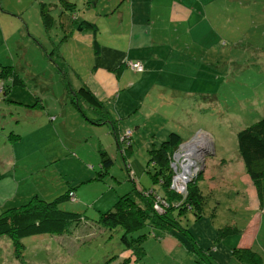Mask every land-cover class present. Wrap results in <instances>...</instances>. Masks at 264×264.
<instances>
[{
    "label": "rangeland",
    "instance_id": "rangeland-1",
    "mask_svg": "<svg viewBox=\"0 0 264 264\" xmlns=\"http://www.w3.org/2000/svg\"><path fill=\"white\" fill-rule=\"evenodd\" d=\"M56 1L0 0V71L11 68L24 81V85L8 83L7 97L0 94V174L2 182H12L8 183L11 198L1 197L0 214L9 207L27 203L35 195L53 203L72 189L79 193L80 201L66 199L59 205L86 219L65 234L24 238L19 257L12 240L1 237L0 264H264L261 194L247 174L237 141L241 129L264 117V0H182L190 7L207 10L208 19L198 14L197 25L201 28L202 22L214 33L206 37L208 48L204 56L191 66L190 70L195 71L193 77L177 85L166 83L167 87L177 86L183 91L190 87L194 94L181 93L175 98L166 88L153 89L149 82L145 94L135 93L142 94L143 104L134 115L159 110L147 124L152 128L163 123L161 114L167 112L168 118L173 119L166 123L172 125L169 131L188 137H183L178 151L199 136L207 138L209 143L202 151L205 155H201L204 170L187 184L188 190L196 181L203 195L201 216L176 210L174 215L181 229L163 231L144 226L132 235L136 250L123 247L120 228L101 227L99 215L112 209L118 197L137 188L164 194L161 183L153 178L155 170L149 163L148 151L158 148L168 136L159 140L158 136L145 135V130L137 132L128 157H111L113 164L105 173H101L99 162H80L82 157L92 159L90 152L95 148L96 137L108 126L88 131L85 117L70 105L67 97L61 98L64 79L78 88L91 71L93 48L89 40L93 32L75 29L68 40L62 41L64 32L56 20L60 8L51 7ZM70 1L77 3L74 18L78 21L89 13L96 16L93 20L86 18L88 22L105 27L113 21L108 18L114 8L102 10L109 0ZM40 2H47L55 17L49 32L40 14ZM206 2L210 4L202 8ZM162 4L168 2L162 0ZM127 6L125 3L123 8ZM195 74L198 76L194 80ZM155 78L159 79L157 75ZM53 111L57 114H49ZM124 113L127 115V111ZM129 116L119 126L123 136L126 132L123 140H129L134 129ZM46 118L51 124L49 128L40 126ZM63 118L65 126L60 124ZM191 132L195 133L192 138ZM66 151H73L77 158H69ZM110 151L115 155L114 149ZM199 156L193 161H201ZM251 221L257 225L255 237L248 230ZM233 225L236 230L230 232ZM248 235L251 238L247 243ZM140 243L143 251L138 248Z\"/></svg>",
    "mask_w": 264,
    "mask_h": 264
},
{
    "label": "trees",
    "instance_id": "trees-1",
    "mask_svg": "<svg viewBox=\"0 0 264 264\" xmlns=\"http://www.w3.org/2000/svg\"><path fill=\"white\" fill-rule=\"evenodd\" d=\"M109 1L108 3H104V5L110 6L112 0ZM87 2L89 3L91 0H87ZM76 4L70 0H57L56 4L51 5L53 10H57L58 7L60 8L56 15V20H58V25L64 32L62 41L68 40L73 35L75 29L80 32L90 30L93 32V35L99 32L100 23L88 22L85 18H80L81 21H78L74 18ZM51 7H49L47 2H40V14L44 20L47 32L53 26L55 19L51 14ZM113 8V12H117V8ZM101 17V14H99V18ZM91 46L93 53L98 54L100 48L99 41L94 38ZM132 63L140 64L142 70H133L131 68ZM128 65L134 72L141 73L144 71L141 62H131ZM5 69L6 67L0 71V94L3 93L7 97L10 91L9 86L6 87L8 83L24 85V81L18 78L13 69ZM63 81L65 86L64 98L67 97L70 105L81 113L89 124L97 127L108 126L115 135V139L118 140L124 156L128 157L129 150H132V136L129 140H123L126 132L124 136L122 135L123 137L119 135L117 120L113 118L112 113L105 107L104 103L82 80L78 88H74L73 85L71 86V83L65 79ZM20 104L23 103L20 102ZM85 107L92 112L93 115L91 117L86 114L83 109ZM17 136L20 138L19 135ZM237 141L238 151L247 174L260 190L261 208L264 212V117L241 129L237 133ZM183 142L180 135L172 131L158 148L156 147L148 151L149 163L155 170L153 178L161 183L164 191L163 195L157 194L154 189L142 190L137 188L133 192L118 197L112 209L100 213L98 223L101 227L108 230L120 228L122 233L120 242L125 249H135L134 242L136 241L132 238V235L144 226L148 225L163 231L181 229L179 221L174 215V211L176 210L180 214L191 211L196 217L201 216L203 195L196 181L189 185L186 196L178 194L170 188L173 177L170 159ZM112 160L105 151L100 153L99 163L102 169L101 173L109 171L110 166L113 164ZM1 178L0 174V181H2ZM74 192L72 189L68 190L66 196L57 199L53 203H48L35 195L25 204L22 203L20 206L5 209L0 214V238L4 236L9 237L13 242L15 253L19 257L21 256V251L19 250H23L24 248L22 242L24 238L49 234L61 235L70 231L72 227L77 228L86 219L85 216L61 209L59 205L61 201L66 199L75 201L76 195ZM157 198L162 208L161 211L154 209ZM233 230H236L234 225L230 228V232ZM138 248L143 251L141 243ZM136 254H138L137 251Z\"/></svg>",
    "mask_w": 264,
    "mask_h": 264
},
{
    "label": "crops",
    "instance_id": "crops-1",
    "mask_svg": "<svg viewBox=\"0 0 264 264\" xmlns=\"http://www.w3.org/2000/svg\"><path fill=\"white\" fill-rule=\"evenodd\" d=\"M118 1L112 0L110 6L104 5L102 10L107 12L108 9H111V6L116 8ZM165 1H167L168 4L163 6L162 0H122L121 7L108 18L110 21L113 20L110 26L104 27L101 24V26H99V32H97L96 35L92 34V38L89 36V38H91L89 40V45H91L92 40L95 38L99 41L100 48L98 54L93 53L90 58L92 68L91 71L87 73L88 75L85 83L110 112L112 110H110L109 107H113L112 105H114V111L111 113L113 118L121 120V122H117L118 128L122 124V121L127 118L125 116H132L133 119L130 121L135 124L132 130V142L136 133L142 130H145V135L148 137L158 136V139L162 140L165 138L164 136L169 135L167 134L170 130L168 128H172V125H167L166 123L168 121L172 123L171 121H173V119L168 118L169 114L164 111L162 112L163 114H161V119H163L161 121H163V123L156 124L154 125L155 127L152 128H150L149 125L147 126V124L151 123V118H154V114L159 113V110L152 109L151 111H144L145 113H141L138 115L139 117H135V109L137 110L139 106L143 104L142 94L138 93L135 95V93L137 91H143L144 93V88L147 83H153V89L158 90L159 87L160 89L166 88L167 91L173 93L175 98L180 96L181 93H186V95L194 94V91H192L190 87H187L189 89L185 88L187 91H183L181 87H167L166 83H174L177 85L179 82L183 83V80H190L191 77H193L195 71L190 70L191 66L198 61L199 57L202 58V56H204L208 48V45H206V37L214 34L209 26H202V22H200L201 28L197 25L199 23L198 14L208 19L207 10L203 12L201 9L198 10L197 8L190 7L182 0H163V2ZM125 3L128 5L127 8H123ZM209 4L210 2L202 3V8H206ZM95 16L96 15L89 13L84 16V18L93 20ZM201 45H206L203 50L200 49ZM210 46H213V44L211 43ZM184 49L187 51L184 52ZM131 62H141L144 71L141 73L132 71L128 65ZM182 63L183 65H180ZM184 63L187 65H184ZM156 75L159 79L155 78ZM195 76L194 80L198 75L195 74ZM159 82L163 84L159 85ZM152 88L148 89L152 90ZM62 98L64 99V96H62ZM65 104H67V102H65ZM118 107H121V110L118 109ZM83 109L89 117L93 115L87 107ZM54 110L57 111V109ZM56 111L49 112V114H57ZM126 111L127 115L124 113ZM59 114H62V112ZM46 116L48 115L46 114ZM172 117L175 120V114L172 115ZM52 119H54V117H52ZM65 122L66 119L63 118L60 124L65 126ZM40 123V126L43 127L51 126L50 122L47 123V118L45 121L41 120ZM84 123L88 124L86 125V127L89 128L88 131L93 132V129L97 127L89 124L86 119ZM126 124L127 123H125L124 126H126ZM157 127L159 128L157 129ZM102 130L103 131L98 133L97 137L94 134L97 142L94 146L95 148L90 152L92 159L85 160L84 157H82L83 161L79 159L81 163L90 161L100 162V153L102 151H105L110 157L115 156L117 158L119 154H121L122 157L124 156L121 146L118 140L115 139V135L111 132V129L107 127L106 130L104 128H102ZM122 133L123 132L119 129L120 136H122ZM67 135L69 136L70 133L67 132ZM194 135L195 133L191 132L190 138ZM180 137L182 139L183 137L188 138L187 136L181 135ZM82 138L85 137L83 136ZM132 142L131 146L133 148ZM153 144L156 146V142ZM71 146V148H74L73 145ZM110 148L114 149L115 155L111 153ZM66 152L69 158H77L73 151L72 153ZM124 159H126V157ZM8 183L12 185L11 181H0V202L3 199H1L2 196L7 197L11 195L8 192V190L11 189V185ZM6 191L7 193H5ZM75 195L76 200L78 199L79 202V193L76 192ZM26 199L27 198L22 199L21 202H25ZM251 222L253 224L248 230H250L251 236L255 237L257 225L255 221ZM251 236H246L247 243L250 241L249 238H251ZM246 242L244 245L247 244Z\"/></svg>",
    "mask_w": 264,
    "mask_h": 264
},
{
    "label": "built area",
    "instance_id": "built-area-1",
    "mask_svg": "<svg viewBox=\"0 0 264 264\" xmlns=\"http://www.w3.org/2000/svg\"><path fill=\"white\" fill-rule=\"evenodd\" d=\"M131 68L136 71L142 70V66L138 63H132ZM198 138L191 143L186 142L188 144L185 143L186 145L184 144L185 146L183 145L184 147L182 146L183 148L181 150H177L178 152L174 154L173 161L170 163V167L173 171L170 188L183 196L187 194V184L189 181L195 178L197 173H201L204 170V156L202 157L201 155L209 142L204 136H199ZM197 141L202 143L197 144ZM203 155H205V153H203ZM196 156L202 157V160L199 161L200 159H195V161H193V158H196ZM158 201L157 198L154 209L161 211L162 208Z\"/></svg>",
    "mask_w": 264,
    "mask_h": 264
},
{
    "label": "bare ground",
    "instance_id": "bare-ground-1",
    "mask_svg": "<svg viewBox=\"0 0 264 264\" xmlns=\"http://www.w3.org/2000/svg\"><path fill=\"white\" fill-rule=\"evenodd\" d=\"M200 141H204V140H200ZM200 141H197V144H201L202 142H200ZM195 149V148H194Z\"/></svg>",
    "mask_w": 264,
    "mask_h": 264
}]
</instances>
